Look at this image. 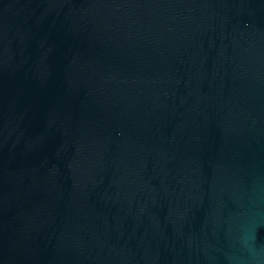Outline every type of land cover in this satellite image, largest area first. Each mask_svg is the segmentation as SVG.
Instances as JSON below:
<instances>
[{
    "label": "water",
    "instance_id": "1",
    "mask_svg": "<svg viewBox=\"0 0 264 264\" xmlns=\"http://www.w3.org/2000/svg\"><path fill=\"white\" fill-rule=\"evenodd\" d=\"M0 264H264V0H0Z\"/></svg>",
    "mask_w": 264,
    "mask_h": 264
}]
</instances>
